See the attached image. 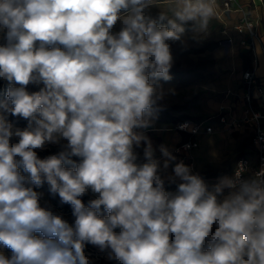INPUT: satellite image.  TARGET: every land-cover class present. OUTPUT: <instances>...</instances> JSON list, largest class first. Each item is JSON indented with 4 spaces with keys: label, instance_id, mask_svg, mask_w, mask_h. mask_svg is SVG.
<instances>
[{
    "label": "clouds",
    "instance_id": "1",
    "mask_svg": "<svg viewBox=\"0 0 264 264\" xmlns=\"http://www.w3.org/2000/svg\"><path fill=\"white\" fill-rule=\"evenodd\" d=\"M213 4L0 0V264H94L87 245L110 264H264V167L209 185L146 135L169 42L206 29ZM44 185L72 222L42 203Z\"/></svg>",
    "mask_w": 264,
    "mask_h": 264
},
{
    "label": "rangeland",
    "instance_id": "2",
    "mask_svg": "<svg viewBox=\"0 0 264 264\" xmlns=\"http://www.w3.org/2000/svg\"><path fill=\"white\" fill-rule=\"evenodd\" d=\"M152 11L155 15L157 10L153 9ZM215 24L216 21L211 20L206 29L200 30L189 23L185 25V32L180 40L169 42L172 54V66L169 71L171 79L158 82V86L164 91V98L160 102V110L156 113L153 126L146 130V135L151 139L153 146L157 148L156 157L162 159L158 146L163 144L176 156L175 162L183 161L184 154L177 152L176 148L182 141L188 139L186 134L174 129L177 122L185 119L196 122L207 121L211 122L216 130L222 131L221 134H229L228 141L220 134L211 142L204 143L202 149L194 152L195 169L193 171L199 173L209 185L215 183L218 177L229 176L237 159L250 154L253 150L249 130H223L218 121L219 109H215L210 101L216 94L214 93L216 88L212 83L223 79L235 66L240 65L242 69H245L253 63L255 67L256 59H258L259 70H264V48L262 51L257 50V55L246 48L235 47L233 52L232 46H229L224 40L222 33L218 36L211 34ZM118 30L119 25L116 27V31ZM6 88V82L0 81V100L5 98ZM28 90L35 91L37 89L29 85ZM13 125L24 128L27 121L25 124L13 123ZM57 150V146L48 145L44 150H37V153L41 158H44L54 154ZM136 151L139 154L137 162L142 163L143 148H138ZM183 162L189 165V156ZM171 172L172 167L170 166L166 170V174ZM169 190H175V185H172ZM37 191L44 193L42 203L47 202L54 211L72 222L70 205L61 204L58 196H53L48 192L47 185ZM91 198L94 197L89 193L82 199L87 204ZM0 252L6 256L11 255V251L2 246H0ZM86 253L91 254L94 264H110L105 258L106 254L92 245L86 246Z\"/></svg>",
    "mask_w": 264,
    "mask_h": 264
},
{
    "label": "built area",
    "instance_id": "3",
    "mask_svg": "<svg viewBox=\"0 0 264 264\" xmlns=\"http://www.w3.org/2000/svg\"><path fill=\"white\" fill-rule=\"evenodd\" d=\"M258 2L252 0V4L257 10L254 16L249 14L247 7L239 4L237 0H224L222 7L215 9V15L219 19L224 14L232 11H239L241 13V16L234 23L233 29L238 34L244 36L240 40V45L255 52L256 55L258 44L262 42L259 28L264 16V0H258ZM221 33L229 46H232L234 39L230 36L228 28H223ZM256 64H258L257 59ZM256 67L257 65L254 68L245 70L242 74V97L246 104L245 112L237 117L226 113V107L223 106L218 114V121L224 129L232 131L249 129L251 131L253 150H251L250 154L243 155L237 159L229 176L233 175L241 165H243V175L245 177L254 174L264 167V77L257 75ZM174 129L188 136V139L182 141L176 148V151L184 154L183 161L189 156V165L194 169L191 152L199 147L200 137L213 133L214 127L211 122H196L185 119L177 122Z\"/></svg>",
    "mask_w": 264,
    "mask_h": 264
},
{
    "label": "crops",
    "instance_id": "4",
    "mask_svg": "<svg viewBox=\"0 0 264 264\" xmlns=\"http://www.w3.org/2000/svg\"><path fill=\"white\" fill-rule=\"evenodd\" d=\"M223 1L224 0H216L213 4L214 9L221 8ZM237 1L239 4L245 5L247 7L249 14H251L252 16L256 15L257 10L255 9V6L252 4V0H237ZM255 1L259 3L258 0H255ZM168 4H169V0H160V5L168 7ZM240 16H241V13L239 11H232V12L224 14V16L221 19L217 18L216 15L212 19L216 21V24L214 26L212 25L213 28L214 27L215 28L212 30L213 32H211L210 30L211 34L218 36L221 33V30L227 27L229 30L230 36L233 37L234 39V44L232 45L233 52L235 51L234 50L235 47L236 48H246V47L240 46V40L244 36L241 34H238L233 29L234 23L238 20ZM259 30L262 36V42L258 44L257 49L258 50L260 49L262 51L263 46H264V16H263V19L261 20ZM247 69H251V68L242 69L240 65H238L237 67L235 66L234 68H232L230 72H228L225 75L223 79L212 83V85L216 88L215 89L216 91L214 90V93L216 94L210 99V101L212 102V105L214 106L215 109H219L218 113L220 112L223 106L226 107L225 109L226 113L237 116V117L241 116L245 112L246 104L242 97V92H243L242 74ZM256 73L258 76L264 77V70L260 71L258 64L256 67ZM223 130H227V129L223 128ZM221 132L222 131L216 130L214 128L213 133L200 137L199 147L195 148L191 152V155L194 161V169H195L194 152L202 149V146L204 143L211 142L212 140L220 136ZM221 135L224 137L226 141L230 139L229 134H221Z\"/></svg>",
    "mask_w": 264,
    "mask_h": 264
},
{
    "label": "trees",
    "instance_id": "5",
    "mask_svg": "<svg viewBox=\"0 0 264 264\" xmlns=\"http://www.w3.org/2000/svg\"><path fill=\"white\" fill-rule=\"evenodd\" d=\"M249 68H254L253 63L251 64V66ZM8 119L13 122V123H17V124H25L26 121L23 120L22 118H18V117H13L11 115L8 116Z\"/></svg>",
    "mask_w": 264,
    "mask_h": 264
}]
</instances>
